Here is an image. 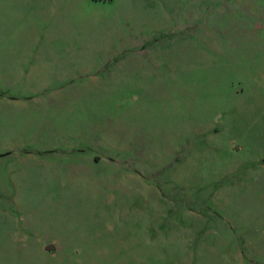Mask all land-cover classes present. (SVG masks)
I'll return each mask as SVG.
<instances>
[{
	"label": "rangeland",
	"instance_id": "1",
	"mask_svg": "<svg viewBox=\"0 0 264 264\" xmlns=\"http://www.w3.org/2000/svg\"><path fill=\"white\" fill-rule=\"evenodd\" d=\"M87 13L0 0V264H264V0Z\"/></svg>",
	"mask_w": 264,
	"mask_h": 264
},
{
	"label": "crops",
	"instance_id": "2",
	"mask_svg": "<svg viewBox=\"0 0 264 264\" xmlns=\"http://www.w3.org/2000/svg\"><path fill=\"white\" fill-rule=\"evenodd\" d=\"M22 4L25 13L34 16L35 21L39 22V27L46 35L43 41L38 40L39 35L34 39L42 44L35 52V65L51 66L49 59L58 53H64L68 56H82L81 50H65L58 52L51 48L55 37L51 33H58L62 30L72 29L74 26L86 22L88 19V7L93 0H17ZM34 9V13H33Z\"/></svg>",
	"mask_w": 264,
	"mask_h": 264
},
{
	"label": "water",
	"instance_id": "3",
	"mask_svg": "<svg viewBox=\"0 0 264 264\" xmlns=\"http://www.w3.org/2000/svg\"><path fill=\"white\" fill-rule=\"evenodd\" d=\"M47 250L51 251V250H55V249H54V247L52 245H50V246L47 247Z\"/></svg>",
	"mask_w": 264,
	"mask_h": 264
},
{
	"label": "trees",
	"instance_id": "4",
	"mask_svg": "<svg viewBox=\"0 0 264 264\" xmlns=\"http://www.w3.org/2000/svg\"><path fill=\"white\" fill-rule=\"evenodd\" d=\"M96 1H100V0H96Z\"/></svg>",
	"mask_w": 264,
	"mask_h": 264
}]
</instances>
